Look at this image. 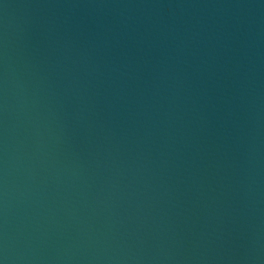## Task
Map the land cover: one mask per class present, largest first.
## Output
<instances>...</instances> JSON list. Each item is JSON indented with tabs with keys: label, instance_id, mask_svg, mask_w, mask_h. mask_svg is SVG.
Instances as JSON below:
<instances>
[{
	"label": "water",
	"instance_id": "obj_1",
	"mask_svg": "<svg viewBox=\"0 0 264 264\" xmlns=\"http://www.w3.org/2000/svg\"><path fill=\"white\" fill-rule=\"evenodd\" d=\"M0 264H264V0H0Z\"/></svg>",
	"mask_w": 264,
	"mask_h": 264
}]
</instances>
